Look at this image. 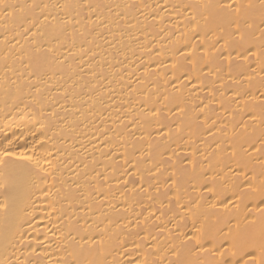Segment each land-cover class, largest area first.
<instances>
[{"label": "bare ground", "instance_id": "obj_1", "mask_svg": "<svg viewBox=\"0 0 264 264\" xmlns=\"http://www.w3.org/2000/svg\"><path fill=\"white\" fill-rule=\"evenodd\" d=\"M0 264H264V0H0Z\"/></svg>", "mask_w": 264, "mask_h": 264}]
</instances>
